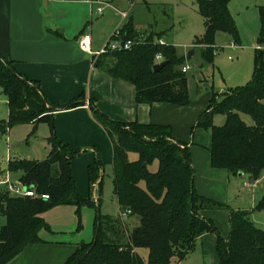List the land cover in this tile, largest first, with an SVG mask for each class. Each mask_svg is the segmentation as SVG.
<instances>
[{
  "label": "trees",
  "instance_id": "1",
  "mask_svg": "<svg viewBox=\"0 0 264 264\" xmlns=\"http://www.w3.org/2000/svg\"><path fill=\"white\" fill-rule=\"evenodd\" d=\"M203 18L205 35L196 38L195 46L205 63L212 62L216 51L214 35L224 32L236 41L237 29L228 10L229 0H196ZM260 38L264 41V5L259 7ZM121 38L132 40L127 50L98 56L108 58V74L130 82L135 87L138 104L172 103L188 105L191 96L187 77L181 71L185 57L168 43H159L163 33L138 31L132 21L121 26ZM166 64L153 70L156 55ZM99 65L100 60L97 61ZM0 87L8 102L5 131L21 123L47 122L49 153L44 160H10L6 171L20 174L22 186L34 188L36 196L12 195L7 187L0 192V215L5 223L0 228V264H8L29 244L41 243L42 230L50 225L42 217L47 210L62 206L88 205L98 202L82 198L72 174L71 161L83 152L79 147L64 143L56 135L52 113L81 105L79 99L64 104L50 102L35 80L16 72L11 61L0 56ZM213 93L205 110L195 121L192 131H210V163L231 175L247 174L253 181L264 171V57L260 50L254 58L251 79L244 85L222 94ZM91 113L105 129L112 142L114 193L119 210H130L139 223L131 232L125 223L100 213L96 214L92 241L77 245L65 264H144L139 249L148 252L147 264L179 263L194 249L196 240L204 233L216 235L215 249L219 264H264V230L248 218L249 211L232 209L197 193L194 187V168L189 147L174 138L169 125L139 122H116L94 106ZM217 113L226 116L222 126L213 123ZM241 114L251 117L246 124ZM35 128L32 133H34ZM95 160L88 166V182L99 196L102 184L103 161L98 148H93ZM137 158L130 160L129 155ZM157 161V169L149 166ZM42 194L48 198L41 197ZM228 208L229 236L224 239L214 221L202 217L204 209ZM254 210H264V195Z\"/></svg>",
  "mask_w": 264,
  "mask_h": 264
},
{
  "label": "crops",
  "instance_id": "2",
  "mask_svg": "<svg viewBox=\"0 0 264 264\" xmlns=\"http://www.w3.org/2000/svg\"><path fill=\"white\" fill-rule=\"evenodd\" d=\"M241 1L243 4L237 11V15H241L243 10L247 11L253 3L251 0ZM259 3L258 9L264 5L262 0L261 2L259 0ZM92 8L86 0H0V56L2 59L11 61L16 72L23 77L37 81L41 92L50 102L56 105L64 104L72 99H79L82 102L77 107L52 113L59 140L79 147L83 151L71 161L72 174L81 197L89 198L92 193L95 200L97 196L88 182V166L95 160L93 148L99 149L104 165L112 164V142L103 126L93 117L91 106H94L112 121L169 125L174 138L186 143L189 147L194 168V187L197 193L215 202L226 204L231 194L230 177H243L246 174L231 175L224 169L213 168L209 152L211 140L208 141L211 136L207 139L199 128L192 132L195 121L207 107L205 96L210 94L206 92L201 96L200 87L208 85L210 79L203 73L202 62L196 71V77H193L195 82L193 91H190V81L187 78V89L191 96V102L188 105L180 106L166 102L138 104L135 100L133 84L108 74L106 70V65L110 63L108 58L98 59V56L79 49L78 39L82 33L88 32L91 35L92 51L103 47L102 39L108 37L107 30L104 28L99 37H94L92 32L87 30L94 21L91 16ZM251 14L254 16V12ZM235 19L241 25V22ZM251 25L252 30L256 31V17ZM246 28L242 33L246 32ZM231 46L236 47L234 43H231ZM192 47L194 53L188 61L195 56L197 47L200 48L195 45ZM255 50L264 51V45H258ZM177 53L179 54L178 50ZM99 60L102 65L97 63ZM186 66L189 68L184 72L185 74L191 69L185 64L182 67ZM211 71L213 74V66ZM247 75L248 71L238 80H246ZM227 91L223 90L222 93ZM196 97L198 101L194 100ZM0 101L6 102L8 107L6 97L0 98ZM33 126L32 122L21 123L7 129V164L14 159L41 161L47 157L49 145L46 139L50 136L49 124L47 122L37 123L34 134L28 138ZM27 138L28 142L25 141ZM12 174L6 171L5 179L6 177L11 179ZM14 174L20 182V174ZM5 179L0 178V188L5 185L3 183ZM244 185L252 193L258 191L252 194L248 208H240V210L252 213L257 201L263 197L264 190H260V179L246 181ZM72 206L74 205L57 206L44 212L42 217L51 229L40 232L44 241L27 245L8 264H65L76 250L77 244L47 235L72 232L73 224L68 228L55 226L57 225L55 221L62 218V215L70 217V212L73 213L70 209ZM229 213L228 208L204 209L200 212L202 217L214 221L219 233L226 240L230 232ZM53 214H57L56 218L52 217ZM134 217L135 223L131 228L130 221L122 220L128 232H131L139 223L138 217ZM115 218L121 219L119 216ZM254 218L251 215V220L258 225L259 222ZM4 223L5 218L0 215V228ZM215 244L216 235L204 233L197 238L194 249L183 260L198 250L202 264H219Z\"/></svg>",
  "mask_w": 264,
  "mask_h": 264
},
{
  "label": "rangeland",
  "instance_id": "3",
  "mask_svg": "<svg viewBox=\"0 0 264 264\" xmlns=\"http://www.w3.org/2000/svg\"><path fill=\"white\" fill-rule=\"evenodd\" d=\"M107 2L100 4L104 8L102 16L96 15L91 12V16L94 21L95 26H90L87 30L92 32L94 37L100 36L102 28L107 30L108 37H104L102 43L104 46L108 39L111 37L113 32L120 28L123 23L127 21H132L134 26L137 27L138 31L142 33H149L150 31L163 33L162 39L168 43L174 45L181 56L185 55L187 51L193 49L195 39L202 38L205 35V26L202 16L198 12V4L196 0H103ZM112 2V3H110ZM253 2L247 11H242L241 15H237L240 6L243 4L241 0H229L228 10L233 15L235 26L237 29V40L234 41L230 35L224 32H216L214 35V46L216 47L215 54L213 56L212 62L205 63L200 54V48L197 47L195 56L190 61H184L185 65L191 67L188 71L187 78L190 81V91L195 89V82L193 77H196V71L199 69V64L204 65L203 73L208 77V85L200 87V91L203 96L206 92H210L206 97V102L208 103L211 95L216 94V99L219 102L223 97V90H231L236 87L246 84L252 77L254 58L257 54L255 48L258 45H264V41L260 42V17L258 5L259 0H251ZM261 2V0H260ZM264 4V0H262ZM93 9V8H92ZM254 12L253 14H251ZM125 13L127 18H123L122 14ZM238 16V17H237ZM255 17L257 21L256 31L252 30L251 23L255 22ZM237 18L241 25L236 21ZM97 21V22H96ZM246 28V32L242 33L243 29ZM254 32V33H253ZM95 40V39H94ZM231 43H234L236 47H232ZM256 46V47H255ZM264 57V51H260ZM214 68L213 74L211 68ZM248 71L247 79L244 81L238 80L239 77L245 75ZM240 83V84H239ZM223 86V87H222ZM6 97L0 88V98ZM199 97V96H198ZM198 97L194 100L198 101ZM8 107L6 102L0 101V178L5 179L6 169H7V156H8V145H7V130L5 131V121L8 119ZM242 120L250 125L253 121L250 116L246 114L240 115ZM226 122V116L221 113H217L213 116V123L217 126H222ZM36 126V125H35ZM35 127L33 126V129ZM32 129V131H33ZM204 137L210 138V133L206 129H200ZM30 132L28 135L32 136L34 133ZM193 132V131H192ZM191 132V133H192ZM206 133V134H204ZM28 138L25 141L28 142ZM204 140V139H203ZM211 139H208V141ZM47 141V139H46ZM130 160H135L137 158L136 153H131L129 155ZM150 171H155L157 169V161L149 166ZM264 171L258 176L261 180L260 190H264ZM231 194L229 195L226 204L230 208L245 209L249 207V201L252 194L257 192H251L245 187L246 181H253L246 174L243 177L231 176ZM10 183L16 188H22L21 182L18 181L17 176L13 173ZM7 186V185H6ZM4 185L0 188V192L6 188ZM15 195L14 192H10ZM99 197V202L97 208L101 215L109 216L115 218L119 216L121 220L129 222L130 228L133 227L135 223L134 216L122 215L116 195L114 193V174L112 164L104 165L102 172V184L101 192L99 196H95V201ZM90 198L93 200L94 196L90 194ZM258 202V201H257ZM257 204V203H256ZM256 206V205H255ZM254 206V207H255ZM253 207V208H254ZM73 213L70 212V217L62 215L58 219L55 226L61 228L71 227V233L65 234H48L49 237H55L59 239L69 240L77 245L81 243H87L92 241L94 236V224L96 219V208L83 205L81 207L72 206ZM56 211V210H55ZM71 211V210H70ZM52 213V212H50ZM251 215H253L254 220L259 222L258 228L264 230V210L258 209L254 210L252 213H248V218L251 220ZM57 214H53V218H56ZM59 216V215H58ZM50 218V216L48 217ZM71 220V221H70ZM253 222V221H252ZM254 223V222H253ZM139 255L143 260L144 264H147L148 252L145 249H139ZM174 264H202V258L199 255L198 250L194 251L189 258L183 260L179 263Z\"/></svg>",
  "mask_w": 264,
  "mask_h": 264
},
{
  "label": "built area",
  "instance_id": "4",
  "mask_svg": "<svg viewBox=\"0 0 264 264\" xmlns=\"http://www.w3.org/2000/svg\"><path fill=\"white\" fill-rule=\"evenodd\" d=\"M92 7L93 9L91 12H94L96 15L101 16L104 12V8L100 6V4L105 3L108 5L107 2H104L103 0H86ZM123 18H127V15L125 13L122 14ZM121 27L116 29L111 37L108 39L107 43L101 47L97 51H92L91 49V35L88 32L82 33L78 39V46L79 49L83 52H87L88 54L94 55V56H100L109 52L113 51H120V50H127L129 49L133 41L128 39L124 40L121 38ZM159 43L163 44L165 43L162 40H159ZM162 61V56L161 54L156 55V63H160ZM189 67H182L181 71L185 72ZM5 185H7V189L10 192H14L15 195H25V196H36V193L34 191V188H27V187H22L20 189L16 188V186L12 185L10 183V180L6 177V179L3 182ZM41 197L43 198H48L47 195L42 194ZM130 213V210H125L122 215H128Z\"/></svg>",
  "mask_w": 264,
  "mask_h": 264
},
{
  "label": "water",
  "instance_id": "5",
  "mask_svg": "<svg viewBox=\"0 0 264 264\" xmlns=\"http://www.w3.org/2000/svg\"><path fill=\"white\" fill-rule=\"evenodd\" d=\"M194 53V49H191L189 51L186 52L185 54V59L188 61L191 56L193 55ZM166 64V61H161L160 63H156L154 66H153V70L154 71H158L159 69H161L164 65ZM241 174V173H240ZM98 214H99V211L97 213V217H98Z\"/></svg>",
  "mask_w": 264,
  "mask_h": 264
}]
</instances>
